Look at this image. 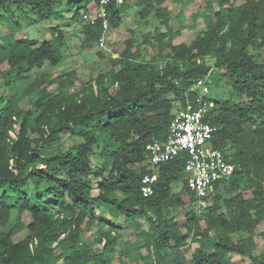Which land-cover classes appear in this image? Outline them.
I'll list each match as a JSON object with an SVG mask.
<instances>
[{
	"label": "trees",
	"instance_id": "1",
	"mask_svg": "<svg viewBox=\"0 0 264 264\" xmlns=\"http://www.w3.org/2000/svg\"><path fill=\"white\" fill-rule=\"evenodd\" d=\"M98 1L0 0V8L13 6L22 17L29 9V26L60 15L64 4L75 16L81 9L92 12ZM136 1L144 3L142 21L159 6L155 15L165 31L129 36L113 48L115 57L107 56L110 68L78 89L74 71L27 82L30 71L62 60L57 27L40 44L0 35V64H7L0 70V264H108L116 253L132 251L144 264H230V253L264 264V246L251 254L254 229L264 225V0H203L191 15V26L199 22L203 29L176 44L166 0ZM172 1L180 8L192 2ZM126 2L106 5L109 28L121 24ZM101 23L81 26L85 42H98ZM149 43L157 46L153 57L145 52ZM213 76L230 93L207 97L212 106L205 118L216 126L212 145L235 170L204 207L202 224L194 209L185 213L182 232L169 210L184 205V194L197 201L185 184V159L163 164L153 192L143 196L140 180L149 172L144 148L166 137L174 112L192 98L189 86ZM33 91L35 98L21 105ZM175 182L178 192L172 191ZM100 206L126 221L147 217L140 244L119 241L120 227L98 213ZM94 225V235L85 238ZM20 232L25 235L15 242ZM190 242L196 246L188 259Z\"/></svg>",
	"mask_w": 264,
	"mask_h": 264
},
{
	"label": "rangeland",
	"instance_id": "2",
	"mask_svg": "<svg viewBox=\"0 0 264 264\" xmlns=\"http://www.w3.org/2000/svg\"><path fill=\"white\" fill-rule=\"evenodd\" d=\"M186 2L189 0H181ZM243 0H234L235 3H240ZM136 0H127L125 6L122 10V22L119 27L111 29L108 27L107 31L104 34V43L103 46H99L98 42L94 44L87 43L83 40L81 26L85 22L81 19V9L75 16L73 11H69L66 8V4L62 5V11L60 15L51 16L46 20H38L32 22L31 25H27V21L31 19L32 14L29 9H26V16L22 17L19 11L13 7L9 6L6 8H0V35H6L11 33L14 35V38L28 37L30 40L35 41V44H40L44 40H49L52 37V29L54 27L58 28V31L62 35V40L59 45L62 54V60L56 66H50L48 63L44 64L40 69H34L30 71L27 76V82L31 83L39 78H44L49 76L53 78L56 75L61 73H66L69 71H74L77 75V80L75 81V87L78 89L81 87L83 82L92 80L99 73L105 72L110 68V63L108 61V55L111 54L112 57H115L117 54H113L112 50L114 47H121L123 42L129 36H135L136 39H139L140 35L145 32H154L159 30L164 32L165 26L160 19L156 17L157 9L159 6H156L150 14L147 15L146 19L143 21L139 15V11L143 7L144 3L139 5L136 3ZM203 0H192L190 4L180 8L172 0H166L163 5L166 6L170 11V20L169 27L174 32L173 43L179 42H189L194 36L201 32L203 29L202 23L197 22L194 26H191V15L198 5H201ZM13 13H11V12ZM25 11V9H24ZM157 46L155 43L147 44L145 52L148 53V56L153 57L156 53ZM262 57H264V50L260 51ZM102 55V56H101ZM7 67L6 63L0 64V70H3ZM215 68L212 69V72H215ZM210 84L208 85V94L209 98L216 97H227L230 93L229 87L225 82L220 79L216 82V79L213 77L209 78ZM3 82V79L0 78V84ZM36 96V91L31 92L25 96L20 104L24 105L29 100L34 99ZM67 134H62V139L66 138ZM73 138H68L65 140V143L72 142ZM181 189V186L178 182L173 184L172 191L178 192ZM92 195L97 194L96 185L92 186L91 190ZM245 195L250 196L249 192L245 191ZM184 205L170 208L169 212L172 213L177 221L179 229L182 232L186 231V218L185 213L189 209H194L197 214V218L202 224L204 217V205L200 204L197 201H189L188 195H182ZM101 216H105L111 222L117 224L120 227V235L118 237L121 242H130L134 246L140 244L136 242L137 236L139 235L140 230H147L150 226V223L147 217H136L135 220H127L124 215H116L110 213L105 207L100 206L98 210ZM22 219L25 222H28V217L23 214L21 215ZM136 222L139 224L136 225ZM96 226L94 225L89 234L85 238L91 239L94 235ZM103 229L106 231L109 229L108 226H104ZM25 235V232H20L13 236L15 242L21 240ZM254 238L256 241V247L251 250L252 255H256L259 252V249L264 246V225L259 223L254 229ZM196 246L194 243H189L185 248V256L189 259L192 248ZM141 252L145 253L143 247H140ZM135 256V251H132L129 254H123L119 256L118 253L115 254L113 261L108 264H144L142 260L138 258H133ZM228 260L230 264H249L250 259L248 256H240L235 253L228 254ZM97 264V262H94Z\"/></svg>",
	"mask_w": 264,
	"mask_h": 264
},
{
	"label": "built area",
	"instance_id": "3",
	"mask_svg": "<svg viewBox=\"0 0 264 264\" xmlns=\"http://www.w3.org/2000/svg\"><path fill=\"white\" fill-rule=\"evenodd\" d=\"M110 1L122 5L126 0H99L92 12L81 13V19L89 24L102 20L103 33L98 40L99 46H103L104 34L108 29L106 5ZM205 63L213 65V59L206 58ZM209 84V77H203L190 85L188 93L192 98L174 112L166 137L153 138L145 145L143 165L149 172L140 180L143 196L153 192L160 167L177 156L184 157L185 184L202 205L209 203L221 191L223 182L233 174L235 165L224 157L219 148L212 145L216 126L205 118L212 106V101L207 99Z\"/></svg>",
	"mask_w": 264,
	"mask_h": 264
}]
</instances>
